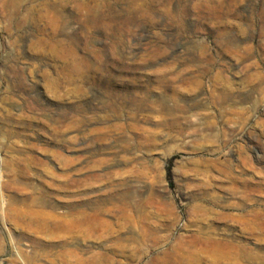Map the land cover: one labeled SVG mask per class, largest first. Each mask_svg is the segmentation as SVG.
I'll return each mask as SVG.
<instances>
[{"label":"rangeland","instance_id":"1","mask_svg":"<svg viewBox=\"0 0 264 264\" xmlns=\"http://www.w3.org/2000/svg\"><path fill=\"white\" fill-rule=\"evenodd\" d=\"M0 264H264V0H0Z\"/></svg>","mask_w":264,"mask_h":264}]
</instances>
